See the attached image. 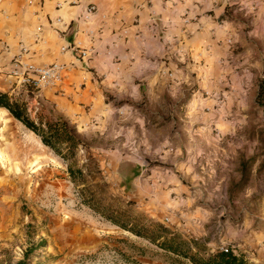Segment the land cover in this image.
<instances>
[{"label":"rangeland","instance_id":"374dc122","mask_svg":"<svg viewBox=\"0 0 264 264\" xmlns=\"http://www.w3.org/2000/svg\"><path fill=\"white\" fill-rule=\"evenodd\" d=\"M219 10L211 11L221 27L204 59L188 55L185 30L178 56L166 47L145 74L113 72L100 82L97 99H78L72 116L44 96L57 88L36 98L1 50L0 91L36 122L61 114L77 124L100 161L109 195L133 201L129 207L142 222H161L211 252L229 248L264 264V100L258 99L264 0H227ZM0 119L41 141L46 158L45 175L20 186L9 184L0 167V264H16L27 251L28 264H191L84 204L66 161L8 109L0 107ZM86 157L80 149L79 166ZM123 160L143 166L133 191L118 173Z\"/></svg>","mask_w":264,"mask_h":264},{"label":"crops","instance_id":"0c3cea01","mask_svg":"<svg viewBox=\"0 0 264 264\" xmlns=\"http://www.w3.org/2000/svg\"><path fill=\"white\" fill-rule=\"evenodd\" d=\"M216 1L223 6L214 5ZM59 2L63 4L61 8L57 7ZM226 2L0 0V50L2 56L10 59L23 41L30 48V61L69 64L65 91L54 93L50 89V94L45 92L44 96L55 102L63 113L72 116L78 99H97L100 82L109 80L113 72L130 78L137 71L145 74L150 66L159 64L158 57L166 53V47L171 49L172 57L176 53L178 56L185 30L191 32L188 55L196 56L197 53L204 59L211 48L209 38L221 27L220 21L215 19L217 15L211 11H217L219 7L221 14ZM90 3L97 8L93 13L86 12ZM58 17H62V21L57 22ZM161 33L163 39L169 36L170 40L163 42ZM74 41H81L84 47L92 49V55L82 59L71 50L63 51V46ZM167 41H171V45Z\"/></svg>","mask_w":264,"mask_h":264},{"label":"trees","instance_id":"16d2710c","mask_svg":"<svg viewBox=\"0 0 264 264\" xmlns=\"http://www.w3.org/2000/svg\"><path fill=\"white\" fill-rule=\"evenodd\" d=\"M258 99L264 100V80L260 83ZM0 107L8 109L15 118L37 134L46 146L66 161L70 180L78 189L83 203L114 225L149 240L166 252L184 258L191 264H253L244 254H236L230 249L228 251L217 249L211 252L198 238L175 231L161 222L156 221L151 224L142 222L129 207L133 201H123L120 196L109 195L104 170L91 151V142L80 134L77 124L72 123L70 119L55 114L53 118H40V121L36 122L27 115L21 103L11 101L9 95L2 91H0ZM80 149L87 153L81 166L78 165ZM142 171L141 164L123 160L118 168L123 186L133 191L134 181ZM245 179L246 176L243 175L240 184H244ZM121 201L128 206L123 208L119 204ZM25 255V258L16 264H28L27 258L30 253L27 251Z\"/></svg>","mask_w":264,"mask_h":264},{"label":"bare ground","instance_id":"6f19581e","mask_svg":"<svg viewBox=\"0 0 264 264\" xmlns=\"http://www.w3.org/2000/svg\"><path fill=\"white\" fill-rule=\"evenodd\" d=\"M45 151L41 141L23 135L11 121L0 119V167L9 184L25 185L45 175Z\"/></svg>","mask_w":264,"mask_h":264},{"label":"built area","instance_id":"2783aa9c","mask_svg":"<svg viewBox=\"0 0 264 264\" xmlns=\"http://www.w3.org/2000/svg\"><path fill=\"white\" fill-rule=\"evenodd\" d=\"M71 3V2H68ZM63 4L58 3L57 7L61 8ZM96 5L90 3L86 7L87 13L96 11ZM62 21V17L57 18V22ZM36 37H40L38 34ZM45 43L44 40H42ZM63 51L71 50L78 54L80 58H88L92 55V49H88L82 45L81 41H74L63 46ZM30 48L21 41L17 52L12 56V74L19 78L24 86H27L36 92V98L40 96V92L48 88H57L60 92H64L67 84V78L70 72V66L63 62H52L47 64H37L29 60ZM170 218L168 217L167 220ZM228 251L229 248H223Z\"/></svg>","mask_w":264,"mask_h":264}]
</instances>
